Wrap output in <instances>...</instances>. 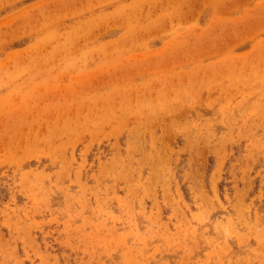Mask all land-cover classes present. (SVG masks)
<instances>
[{"label": "rangeland", "instance_id": "obj_1", "mask_svg": "<svg viewBox=\"0 0 264 264\" xmlns=\"http://www.w3.org/2000/svg\"><path fill=\"white\" fill-rule=\"evenodd\" d=\"M0 264H264V0H0Z\"/></svg>", "mask_w": 264, "mask_h": 264}]
</instances>
